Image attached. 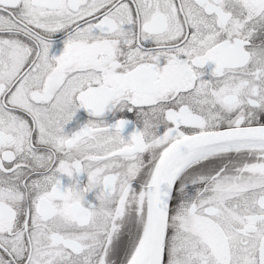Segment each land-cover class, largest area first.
Segmentation results:
<instances>
[{"label": "snow or ice", "instance_id": "1", "mask_svg": "<svg viewBox=\"0 0 264 264\" xmlns=\"http://www.w3.org/2000/svg\"><path fill=\"white\" fill-rule=\"evenodd\" d=\"M0 264H264V0H0Z\"/></svg>", "mask_w": 264, "mask_h": 264}]
</instances>
